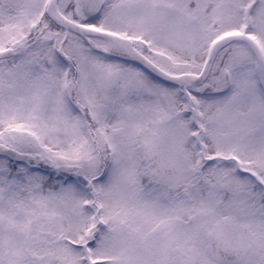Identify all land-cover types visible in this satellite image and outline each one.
Listing matches in <instances>:
<instances>
[{
	"label": "snow or ice",
	"instance_id": "1",
	"mask_svg": "<svg viewBox=\"0 0 264 264\" xmlns=\"http://www.w3.org/2000/svg\"><path fill=\"white\" fill-rule=\"evenodd\" d=\"M0 264H264V0H0Z\"/></svg>",
	"mask_w": 264,
	"mask_h": 264
}]
</instances>
